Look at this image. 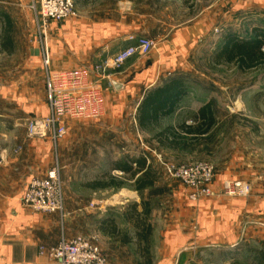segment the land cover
<instances>
[{"label":"crops","instance_id":"obj_1","mask_svg":"<svg viewBox=\"0 0 264 264\" xmlns=\"http://www.w3.org/2000/svg\"><path fill=\"white\" fill-rule=\"evenodd\" d=\"M74 4L77 12L75 18L51 22L44 32L45 35L40 27L37 36L35 31V39L31 41L32 46L27 56L32 74H25L27 82L24 94L16 86H12L7 93L0 87V153L4 158L0 165V264H56L40 253V247H54L62 238L73 239L76 236L93 239L106 256L108 264H242V258L248 264H257L255 251L264 250L250 247V240L264 238V178H243V169L234 173L229 168L219 167L216 187H220L225 180L244 179L252 186L249 197L222 196L198 203H185L183 216H153L145 220V227L149 228L147 232H140L135 225L133 232L120 230V220L129 221V215L121 216V219L112 209L91 214L88 219L77 214L81 212L80 209H70L81 208L89 202L93 207L96 203L92 200L102 191L114 190L89 187L88 185L97 181L96 178L82 183L78 182V177L61 174L64 191L63 214L34 213L23 206L22 197L31 179L45 176L52 168L57 167L58 155L60 166L62 165L65 142L69 138L68 136L55 144L51 138L34 140L27 135L26 119L31 116H47L49 113L46 96L47 69L50 73H59L86 68L92 74L88 79L93 83L99 78L92 72L94 68L128 46L135 45L137 38L146 37L156 41L157 46L149 56L150 60L135 56L122 68L106 72L108 82L99 78L108 102L92 118H101L98 121L106 123L118 111H125L122 101L115 105L110 103L112 100L122 99L128 93L144 95L149 90L145 85L160 76L165 79L164 74L188 72L190 65L187 59L191 62V57L198 52L202 42L200 37L207 30L202 25L195 24L172 31L167 38L163 32L164 24L159 17V0H153V16L146 15L147 12L142 7L141 10L126 7V0H74ZM12 47L14 50L13 40ZM45 49L50 58L48 68L44 66L43 60ZM200 53L202 57L208 51ZM215 59L213 62L219 63ZM175 80L182 79L172 78L169 82ZM182 81L185 86L184 96L169 116L160 119L158 128L161 127L163 119L177 116L184 109L189 110V104L184 105L189 89L186 81ZM116 84L119 85L118 88L115 87ZM200 100L203 101V97ZM202 107L201 104L195 107L192 105L190 111L193 109L197 115ZM137 108L133 125L153 137L156 130L151 132L141 128L138 121L140 106ZM115 118L113 123L119 124L120 119L117 115ZM72 121H67L69 130L72 126L83 127L85 124L80 119ZM97 123L85 125L97 127ZM174 124L176 123L167 126L176 127ZM181 124L184 121L177 122L176 125ZM185 125L188 124L185 122ZM191 125H194V118ZM98 139L106 143L112 141L104 134ZM214 141L203 145H211ZM196 149L197 147L194 150ZM107 157L109 161L104 165V172L111 173L113 170L124 175L113 167L114 162L119 160H113L111 152ZM130 157L143 158L138 153ZM72 180L77 181L74 182L78 183L77 189L85 193L70 192L71 188L67 184L73 182ZM122 192L124 194L125 190ZM127 194L128 191L125 195ZM138 194L143 199V194ZM84 195H87V199ZM146 201L142 200V204ZM147 203L149 207V202ZM110 227H116L117 232L110 233Z\"/></svg>","mask_w":264,"mask_h":264},{"label":"rangeland","instance_id":"obj_2","mask_svg":"<svg viewBox=\"0 0 264 264\" xmlns=\"http://www.w3.org/2000/svg\"><path fill=\"white\" fill-rule=\"evenodd\" d=\"M159 1L161 2L159 17L164 24L163 32L167 38L172 31L195 24L202 25L207 30L200 37L202 42L198 52L191 57V62L187 59L190 65L188 72L185 74H164L165 79H161L160 76L145 85L149 90L144 95L128 93L122 99L110 102L118 105L122 101L125 106L124 112L118 111L116 114L120 119L119 124L113 123L116 120V115H113V119L107 120L106 123L98 121L101 118L80 119V122L85 124L98 122L96 124L98 126H94L95 128L85 124L83 127L72 126L71 131L67 128L69 131L67 130L64 138L66 139L68 136L69 138L65 142V157L61 166L58 155L60 176L61 174L73 175L75 178H79L78 182L82 183L91 181L92 178H96L97 181H105L110 177L128 180L122 188H114L112 192L102 191L92 200L96 203L93 207L89 202L81 208H70L71 210L80 209L81 212L77 214H81L87 219L91 214L97 212L100 214L102 211L107 212L110 209L115 211L114 214L117 217L126 216V214L129 215L131 207L136 204L137 212L141 214L138 216L140 219L149 220L153 216L161 218L183 216L185 203H198L203 200L194 201L192 199L194 191L185 184L177 171H172L173 169L178 170L180 167L194 169L195 166L207 164L212 166L215 170L212 189L215 191L221 189L222 184L227 181L249 183L244 179H229L217 188L216 178L219 167L229 168L228 170L234 173H239L243 169L245 170L243 178H264V59L251 68H241L239 62H226L223 58L219 59V63L213 62L227 36L234 35L237 41H241L254 37V30L264 31V0ZM126 2V7L135 10H141L142 7L143 10H146V15L153 16L151 9L153 0H126ZM34 3L39 9L37 0L34 2L33 0H0V87L5 89L6 93L10 88L12 89V86H16L24 94L27 82L25 74H32L27 56L32 46L31 41L33 38L35 39V31L37 36L40 30L35 21ZM148 7L150 9H147ZM4 15L11 22L14 50L12 47L10 53L2 51L1 45V40L7 29ZM155 15H158L157 12ZM155 43L157 46L156 41ZM206 51L208 53L201 57L200 52ZM260 51L264 53V45L261 46ZM150 55L141 59L148 61ZM172 78L186 81L189 94L184 100V105L189 104V110L184 109L177 116L163 119L160 128L183 121L184 124L185 122L188 125L193 124L196 113L193 109L190 111L191 106L195 107L200 104L205 106L211 102L218 122L215 129L210 132V134H216L213 144L200 145L193 151L160 147L153 141L151 134L139 131L133 125L137 107L141 106L150 92L169 84ZM104 80L108 82L107 78ZM104 87H107L106 84ZM102 97H104V103L108 102L105 100L104 94ZM202 97L203 101L200 100ZM176 124L174 125L177 126ZM103 134L104 136L108 135L112 141L100 142L98 138ZM109 152H111L113 160H120L124 157L122 155L130 156L138 153L143 156L147 165L151 167L153 165L154 168H152L156 169L159 177L158 182L151 190L143 193V199L133 189L134 185L129 176H124L113 170L111 173L104 172V165L109 161L108 157L106 158ZM74 182L77 181L67 184L71 188L69 191L77 194L85 193V191L77 189L78 183ZM122 189L125 190V193L128 191V194H123ZM84 196L87 199V195ZM222 196L229 197L227 195L220 197ZM144 199L149 202V214L147 215L143 214L142 200ZM118 219L120 220V218ZM133 226L132 219L125 222L120 220V230L130 233L133 232ZM250 247L264 250V238L258 237L250 240ZM241 262L248 264L244 258L241 259Z\"/></svg>","mask_w":264,"mask_h":264},{"label":"built area","instance_id":"obj_3","mask_svg":"<svg viewBox=\"0 0 264 264\" xmlns=\"http://www.w3.org/2000/svg\"><path fill=\"white\" fill-rule=\"evenodd\" d=\"M34 2V0H33ZM34 3L36 22L44 33L50 22H63L77 15L74 0H37ZM45 35V33H44ZM46 44V42H45ZM46 48V47H45ZM156 48V43L146 37L136 39V44L128 46L118 54L108 58L92 71L100 79H105L107 70H118L135 56L144 58ZM44 66L49 67L50 58L47 50L43 53ZM86 69L50 73L47 69L46 96L49 113L43 117H30L25 121L27 135L30 139L46 140L51 138L55 144L67 134V120L94 118L104 103L100 79L90 82L92 74ZM4 158L0 153V165ZM177 174L185 184L194 191L192 199L229 197H247L252 186L236 181L224 182L221 189H212L215 170L209 164L195 166L194 169L180 167ZM171 174V173H170ZM22 204L31 212L40 214H63L64 191L59 167L50 170L45 176L31 179L22 197ZM40 253L46 255L56 264H108L107 258L93 239L76 236L73 239L62 238L54 247H40Z\"/></svg>","mask_w":264,"mask_h":264},{"label":"trees","instance_id":"obj_4","mask_svg":"<svg viewBox=\"0 0 264 264\" xmlns=\"http://www.w3.org/2000/svg\"><path fill=\"white\" fill-rule=\"evenodd\" d=\"M4 17L7 29L4 32L1 45L3 47L2 51L10 53L12 51L11 22L7 16L4 15ZM253 32L254 37L241 41H237L234 35L227 36L215 60L219 62V59L223 58L226 62L237 61L241 64V68H251L263 60L264 53L260 51V48L264 45V31L254 30ZM184 94L185 86L183 81L175 80L163 88L149 93L139 108L138 121L141 128L151 132L156 130L153 140L160 147L194 150L204 143L210 144L215 140L216 134H210V132L215 129L218 122L214 117L211 102L199 110L194 117V125L181 124L176 127L158 128L160 119L169 116L173 112ZM113 167L122 171L124 176H129L133 181L135 190L140 194L153 188L159 179L157 172L146 164L144 158L134 159L130 156H125L122 160L114 162ZM126 181L128 180L125 178L120 180L110 177L105 181L98 180L88 186L95 189H119L124 187ZM143 214H149L147 202L143 204ZM138 216H141V214L137 212V205H133L130 209L129 218L134 221L136 229L140 230V232L149 231V228L145 227V220L143 218L140 219ZM109 232L116 233V227H110ZM125 239L129 242L127 237ZM255 258L257 264H264L263 251L256 250Z\"/></svg>","mask_w":264,"mask_h":264},{"label":"water","instance_id":"obj_5","mask_svg":"<svg viewBox=\"0 0 264 264\" xmlns=\"http://www.w3.org/2000/svg\"><path fill=\"white\" fill-rule=\"evenodd\" d=\"M115 87H116V88H118V87H119V85H117V84H116V85H115Z\"/></svg>","mask_w":264,"mask_h":264}]
</instances>
